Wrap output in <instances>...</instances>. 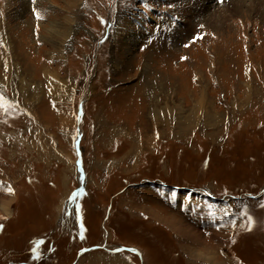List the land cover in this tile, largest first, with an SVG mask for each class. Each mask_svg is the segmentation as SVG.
<instances>
[{"label": "rangeland", "instance_id": "rangeland-1", "mask_svg": "<svg viewBox=\"0 0 264 264\" xmlns=\"http://www.w3.org/2000/svg\"><path fill=\"white\" fill-rule=\"evenodd\" d=\"M263 79L264 0H0V264H264Z\"/></svg>", "mask_w": 264, "mask_h": 264}, {"label": "bare ground", "instance_id": "bare-ground-1", "mask_svg": "<svg viewBox=\"0 0 264 264\" xmlns=\"http://www.w3.org/2000/svg\"><path fill=\"white\" fill-rule=\"evenodd\" d=\"M213 11V10H212ZM214 12V11H213ZM213 17V16H212ZM211 18V17H210ZM190 22V21H189ZM187 23V22H186ZM149 25V24H148ZM184 27V26H183ZM179 32V31H178ZM241 41V40H240ZM242 42V41H241ZM153 47V46H152ZM151 48V47H150ZM153 48H155V47H153ZM162 48H165V45H164V47L162 46ZM149 51V50H148ZM167 51H168V49H167ZM166 52V51H165ZM149 54V53H148ZM164 54V53H163ZM162 54V55H163ZM147 55V54H146ZM152 55H154V54H152ZM161 55V59H162V56ZM210 55V54H209ZM145 56V55H144ZM148 56V55H147ZM165 56V55H164ZM204 56V55H203ZM155 57H157V56H155ZM155 57H153V59L155 60L156 58ZM167 57V56H166ZM145 58V57H144ZM150 58V57H149ZM152 58V57H151ZM169 58V57H168ZM164 59V58H163ZM167 59V58H166ZM166 59H164L165 61H167ZM180 59V58H179ZM226 59V58H225ZM147 60V59H146ZM163 60V61H164ZM181 60V59H180ZM184 60V59H183ZM228 60V59H227ZM154 62V61H153ZM156 62H158L157 60H156ZM226 62V61H225ZM150 64V63H149ZM151 64H153V63H151ZM155 64V63H154ZM163 65V64H162ZM167 65V64H166ZM222 65V64H221ZM224 66H225V64H223ZM147 66V65H146ZM155 66V65H154ZM157 66V68L159 67V66H161L160 64L159 65H156ZM164 66V65H163ZM229 66V65H228ZM154 69H156V68H154ZM164 69V68H163ZM167 69V68H166ZM169 69V68H168ZM165 70V69H164ZM163 70V71H164ZM210 71V70H209ZM159 72V71H158ZM167 72V71H166ZM198 73H199V71H197ZM202 73L203 72H205V71H201ZM212 72V71H211ZM246 73H247V70L245 71ZM197 73V74H198ZM163 74H165V73H163ZM180 74V73H179ZM206 74V73H205ZM215 74V73H214ZM247 74H249V73H247ZM258 74H260L259 72H258ZM183 75V74H182ZM199 75V74H198ZM201 75H204V73L203 74H201ZM151 76V75H150ZM184 76V75H183ZM196 76V75H195ZM215 76V75H214ZM208 77V76H207ZM162 78V77H161ZM200 78V77H199ZM211 78V77H210ZM262 78H263V76H262ZM144 79V81H145V78H143ZM142 79V80H143ZM148 79V78H147ZM146 79V80H147ZM173 79V78H172ZM208 79V78H207ZM163 80V79H162ZM200 80V79H199ZM264 80V79H263ZM160 81V80H159ZM206 82V81H205ZM204 82V83H205ZM149 83V82H148ZM167 83H169V82H167ZM161 84V83H160ZM163 84V83H162ZM157 85H159L158 83H157ZM148 86V85H147ZM153 86H154V84H153ZM152 86V87H153ZM163 86V85H162ZM166 86H167V84H166ZM143 87V86H142ZM155 87V86H154ZM140 89H142V88H140ZM158 89V88H157ZM150 90H151V87H150ZM141 92V91H140ZM168 93H169V91H167ZM170 94V93H169ZM194 94H196V93H194ZM152 95V94H151ZM164 95V94H163ZM174 95V94H173ZM172 95V96H173ZM177 95V94H176ZM141 96H143V95H141ZM165 96V95H164ZM170 96V95H169ZM205 96V95H204ZM167 97V96H166ZM176 97V96H175ZM184 97V96H183ZM145 99H146V97H144ZM165 98V97H164ZM171 98V97H170ZM169 98V99H170ZM173 98V97H172ZM185 98V97H184ZM184 98H181V99H184ZM203 98V96L200 98V99H202ZM141 99V98H140ZM166 99V98H165ZM151 100H153V99H151ZM171 100V99H170ZM206 100V99H205ZM149 101V100H148ZM183 101V100H182ZM186 101V100H185ZM144 102H147V101H144ZM156 102V101H155ZM168 102V101H167ZM184 102V101H183ZM186 102H188V100L186 101ZM185 102V103H186ZM201 101H199L198 102V105H195L194 107H192L191 108V110H190V112H186L187 114V116L185 117V118H183L182 119V121L181 122H183V123H180V125L183 127V126H185V124L188 122V120H190L191 119V117L190 116H192L194 113H197V112H201V110H200V107H201V105H202V103H200ZM150 103L151 102H149L148 104H149V106H150ZM157 103V102H156ZM163 103H166V102H163ZM163 103H161V104H163ZM169 103V102H168ZM181 103V102H180ZM179 103V104H180ZM185 103H183V104H185ZM194 103V102H193ZM142 104H143V102H142ZM141 104V105H142ZM153 104H155V103H153ZM152 104V105H153ZM167 104V103H166ZM188 104V103H187ZM186 104V105H187ZM156 105V104H155ZM160 105V104H159ZM168 105V104H167ZM144 106H145V103H144ZM142 107V106H141ZM155 107V106H154ZM151 108V111H150V113H148L147 112V114H148V116H149V120L151 121V124H152V126H150V127H152V130L150 131V130H147V131H150V134L148 135V134H144V136H145V140H149L151 137H152V135H155V134H169V130H168V128H169V123L171 122L173 125H174V127H175V125H177L176 127H178V119L176 118V121H170V114H171V111H174V112H176V110L177 109H179V113H182V111L183 110H181L180 108H174V107H172L171 105H170V107L169 106H158V107H155V108ZM185 107V106H184ZM187 107H189V106H187ZM117 109H118V107H117ZM205 111V110H204ZM217 112V111H216ZM76 113V112H75ZM184 113V112H183ZM212 113V112H211ZM144 114V113H143ZM142 114V115H143ZM185 114V113H184ZM146 117V116H145ZM194 119V122L195 123H197V124H199V123H203L204 124V122H203V120L202 121H200V120H196V116L193 118ZM211 120H212V118H209V116H207L206 115V122H205V124H210V122H211ZM61 121V120H60ZM145 121V120H144ZM150 121H146V122H150ZM218 123V122H217ZM73 122L71 123V127L73 126ZM219 124V123H218ZM148 125V124H147ZM150 125V124H149ZM163 126L161 129H159L158 130V126ZM147 127V126H146ZM213 127V126H212ZM140 128H141V126H140ZM179 128H181V127H179ZM114 129H115V127H114ZM71 131H73V128L70 130V143L72 142V136H73V134L71 133ZM143 131V130H142ZM161 131V132H160ZM74 133H75V131H73ZM112 133V132H111ZM149 133V132H148ZM128 134V133H127ZM139 135H142V132H140L139 133ZM140 139H141V136L139 137ZM168 138H170V137H168ZM157 139V138H156ZM155 141H159V140H155ZM148 142H150V141H148ZM154 142V141H153ZM150 144H151V142H150ZM68 145V144H67ZM70 145V144H69ZM148 147H149V144H148ZM58 157H61V156H58ZM83 158V157H82ZM130 158V157H129ZM133 158V157H132ZM209 160V159H208ZM63 164V163H62ZM71 166H69V168H70ZM74 167V166H73ZM110 169V168H109ZM74 171V170H73ZM76 177V176H75ZM87 177V176H86ZM148 180V179H147ZM149 180H151V179H149ZM80 181V180H79ZM89 181H90V178H89ZM158 181V180H157ZM162 182H164L163 180H161ZM3 182V181H2ZM1 182V183H2ZM84 182H86V181H84ZM159 183V182H158ZM164 184H165V182L162 184L163 186L162 187H164ZM167 184V183H166ZM3 185V184H2ZM155 185H157V184H155ZM169 185H171L170 183H169ZM172 185H174V184H172ZM4 186V185H3ZM67 186H68V184H67ZM161 187V186H160ZM179 187V186H178ZM182 187H184V186H182ZM209 187V186H208ZM166 188V187H165ZM177 188V187H176ZM66 190H68V188L66 189ZM65 190V191H66ZM169 190H171V189H169ZM175 190V189H174ZM192 190V189H191ZM65 191H64V193H65ZM193 191V190H192ZM204 191V190H203ZM206 191V190H205ZM196 192V191H195ZM197 193H199V192H197ZM180 195V194H179ZM205 196V195H204ZM212 197V196H211ZM13 197H11V199H12ZM214 198V197H213ZM194 199V198H193ZM9 201H10V198H9V200H7V199H2L1 201H0V208L3 210V211H8V203H9ZM194 201H195V199H194ZM184 204V203H183ZM62 205V204H61ZM105 207H107V204L105 205ZM104 207V208H105ZM110 208H112V206L110 207ZM137 209V208H136ZM106 210V209H105ZM105 210H104V212H105ZM111 210V209H110ZM141 212L143 211V214H146V215H148V216H154V214H153V212L152 211H150V210H143V207H141L140 209H139ZM108 212V211H107ZM5 213V212H4ZM6 213H8V212H6ZM151 213V214H150ZM106 214V213H105ZM142 214V213H141ZM8 215H10V214H8ZM158 216V215H157ZM3 217V216H2ZM155 217V216H154ZM161 217V216H160ZM81 218H83V217H81ZM151 218V217H150ZM153 218V217H152ZM156 218V217H155ZM158 218V217H157ZM110 218H109V215H108V217H107V220H109ZM162 219H166L165 217L164 218H162ZM151 221L154 223H156V221H157V219H151ZM159 221V220H158ZM106 222V221H105ZM166 222V221H165ZM108 223V222H107ZM159 223V222H158ZM161 224H164V223H161ZM65 225V224H64ZM106 224H103V227H104V229H105V232H106V239H105V243H106V245H107V239L109 238V236H110V230H108V229H106L107 227L105 226ZM173 226H174V224H173ZM75 228H76V226H75ZM170 228V227H169ZM172 228V227H171ZM176 230V229H175ZM247 230V229H246ZM258 230H259V228H258ZM246 232V231H245ZM112 234H113V232H111ZM238 233V232H237ZM244 233V232H243ZM89 234V233H88ZM240 234V233H239ZM259 234V233H258ZM90 235V234H89ZM177 235V234H176ZM236 235H238V234H236ZM113 236V235H112ZM181 236V235H180ZM87 239H88V236H85ZM253 237V236H252ZM89 238H90V240H91V237L89 236ZM250 238V236H248V239L247 240H250L249 239ZM264 238V237H263ZM90 240H87V242L88 241H90ZM178 241V240H177ZM251 241V240H250ZM257 241V240H256ZM90 243H91V241H90ZM92 243H94V242H92ZM91 243V244H92ZM96 243V242H95ZM94 243V244H95ZM246 243H248L247 241H246ZM253 243V242H252ZM255 243V242H254ZM101 243H98L97 245H100ZM180 245V244H179ZM247 245V244H246ZM253 246V245H252ZM246 247V246H245ZM248 247H249V245H248ZM247 247V248H248ZM111 248H113V247H109V249H111ZM107 249V248H106ZM253 249V248H252ZM139 254H140V256H141V261H142V264H146L147 262H148V260H149V253H146V251L144 250V248L143 247H140L139 246ZM248 250V249H247ZM259 249H257V251H258ZM92 251V250H91ZM91 251H89V253L91 252ZM96 251V250H95ZM92 253V252H91ZM93 253H94V251H93ZM96 253V252H95ZM109 253V252H108ZM119 253H122V252H117V254H119ZM249 252H247V254H248ZM107 254V253H106ZM254 254V253H253ZM97 255V254H96ZM104 255V254H103ZM120 255V254H119ZM128 255V254H127ZM130 255V254H129ZM187 255V254H186ZM255 256V258H256V255H254ZM254 256H253V258H254ZM81 257V256H80ZM96 257V256H95ZM94 257V258H95ZM115 257V256H114ZM117 257H118V255H117ZM120 257V256H119ZM123 257V256H122ZM263 257V256H262ZM102 258V257H101ZM260 258V257H259ZM264 258V257H263ZM81 259V258H80ZM79 259V260H80ZM114 260H115V258H113ZM103 260V259H102ZM107 260V259H106ZM113 260V261H114ZM248 260V259H247ZM258 260H261V259H258ZM263 260V259H262ZM96 261V260H95ZM109 261V260H108ZM119 261V260H118ZM102 262V261H101ZM204 262V261H203ZM254 262V261H253ZM121 263V262H120ZM130 263V262H129ZM262 263H263V261H262ZM249 264V263H248ZM251 264V263H250ZM258 264V263H257Z\"/></svg>", "mask_w": 264, "mask_h": 264}, {"label": "flooded vegetation", "instance_id": "flooded-vegetation-1", "mask_svg": "<svg viewBox=\"0 0 264 264\" xmlns=\"http://www.w3.org/2000/svg\"><path fill=\"white\" fill-rule=\"evenodd\" d=\"M43 247H44V243L42 242L40 245V253H41L40 256H38L39 255V249L37 246L36 250H33V252H28L29 256H27V257L24 256L25 259L20 260L19 264H42L46 260V258L50 255V254L46 255V252L44 251ZM36 255H37V257L34 259V257ZM16 257H20V256H16ZM16 259L17 258L13 257V260H16ZM10 264H13V263H10Z\"/></svg>", "mask_w": 264, "mask_h": 264}, {"label": "water", "instance_id": "water-1", "mask_svg": "<svg viewBox=\"0 0 264 264\" xmlns=\"http://www.w3.org/2000/svg\"><path fill=\"white\" fill-rule=\"evenodd\" d=\"M95 247H102V245H95V246H92V247H89L87 248L88 249H91V248H95ZM118 249H126V250H130V251H133L134 253H137L138 254V250L134 247H125V246H119L117 248L114 249V251L118 250ZM81 250H86V249H81Z\"/></svg>", "mask_w": 264, "mask_h": 264}, {"label": "snow or ice", "instance_id": "snow-or-ice-1", "mask_svg": "<svg viewBox=\"0 0 264 264\" xmlns=\"http://www.w3.org/2000/svg\"><path fill=\"white\" fill-rule=\"evenodd\" d=\"M4 97L2 95H0V101H3ZM2 106V105H0ZM10 191V190H9ZM240 215L241 216H244L245 215V212L244 211H241L240 212ZM248 220H249V226H250V222H251V217H248ZM233 224H235L236 222L235 221H232Z\"/></svg>", "mask_w": 264, "mask_h": 264}, {"label": "trees", "instance_id": "trees-1", "mask_svg": "<svg viewBox=\"0 0 264 264\" xmlns=\"http://www.w3.org/2000/svg\"><path fill=\"white\" fill-rule=\"evenodd\" d=\"M41 244V243H40ZM51 249V248H50ZM33 250H36L35 246H33L29 251L33 252ZM33 257V256H32ZM31 258V257H30Z\"/></svg>", "mask_w": 264, "mask_h": 264}]
</instances>
